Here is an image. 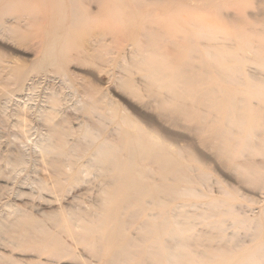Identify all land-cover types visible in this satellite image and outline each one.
I'll return each instance as SVG.
<instances>
[{"label": "rangeland", "instance_id": "obj_1", "mask_svg": "<svg viewBox=\"0 0 264 264\" xmlns=\"http://www.w3.org/2000/svg\"><path fill=\"white\" fill-rule=\"evenodd\" d=\"M70 1L0 0V220L4 222L0 223L3 224L0 228L4 227L0 229V253L3 252L0 255L8 256L5 255L7 259L0 257V264H13L16 258L23 259L22 261L28 264H108V261L113 259L110 255H114L117 248L139 246L138 248L143 249L145 244L149 243L148 239H145L150 236L149 233L145 235V224L153 228L158 227V231L163 235L169 230L174 231L178 226L177 223L172 222L175 212L177 220L182 219L181 221L186 223L192 219L190 223L198 221V224L192 228V233L206 231L208 221L212 223L217 218L207 216L209 220L202 221L209 211L214 210L211 199L226 196L236 208L238 206L236 210L241 216L246 215L260 222L261 226L258 227L260 230L252 232L244 227L230 225L225 232H218H221L224 239H228L226 235L229 232L236 233L227 241L221 239L219 244L229 245L235 240H241L240 242L243 241L241 245L249 246L253 242L264 240V184H261L264 182V168H258L260 177H255V169L264 161V151L261 148H264V82L258 83L259 79H264V23L255 19L259 12L257 0H141L138 5H133L129 0H107L106 3L103 0H84L83 3L81 2L84 4L81 6L84 13L76 11ZM211 1L220 6L218 7L220 12L215 11L217 6L215 7ZM255 4L258 7L255 8ZM251 14L256 16H249ZM228 43L233 45L227 48ZM208 51L212 54L207 53ZM210 55L214 57L211 56V58ZM146 61L151 62L148 67L144 66ZM150 72L152 76L155 75L157 81L147 75ZM161 82H165V88L162 87ZM155 87H157L156 90ZM257 91L258 94H256ZM51 102L54 108L53 114L45 118L44 110H50ZM201 102L202 105L199 107ZM230 105L238 109L240 117L244 115L242 116L246 120L244 128L248 127L250 131L256 129V134L262 137L261 141H258L255 139L258 136H254L255 130L251 131V135L255 137H250L251 145L257 142L258 144L252 145V149L249 148V150L253 151L258 147L262 150L261 152L246 155L247 157L237 153L232 154L235 144L242 141L238 137L245 129L240 128L241 134L238 127H232L233 130L226 127L218 131L214 129L218 123L217 120L224 119L223 117L226 119L228 112L225 111L231 108ZM111 110H113L112 113ZM111 116L113 117L110 118ZM122 116L130 120L124 119L123 123V119H120ZM23 120L24 127L21 125ZM125 120L134 121L131 128L130 125L127 126ZM258 122L262 123L258 124ZM123 125H126L125 128ZM88 127L89 129L97 127L101 131V136L94 139L92 143L91 135L90 137L84 135L83 130ZM20 128L25 129V132ZM136 128L139 129L136 130ZM138 130H143L144 134L147 132L142 137L143 142H134L129 145L131 141L128 140L130 137L133 140L136 139L139 135ZM58 134L59 136L64 134L62 139L65 141L67 139L69 143L67 144L66 141V144H62L65 147L58 146V150L51 146L54 151H49L50 153L41 151L42 146L48 144L49 138L59 137ZM105 135L113 145L120 146L118 157H122L120 159L125 160L126 163H128V157L121 154H128V146L131 150L133 148L130 154L139 152L138 155L131 157L135 162L126 175L131 182L126 187L120 188L121 185H119L113 190V184L111 187L109 185L113 179L109 182L106 172L94 171V174L90 173L91 169L83 175L80 172L77 173L80 165L86 163L84 161H87ZM84 141L90 143L87 145ZM210 144L214 145L210 146ZM157 145H160V148L156 147ZM68 147L72 148L69 150ZM237 147L240 149L241 145ZM152 148L155 152L151 151ZM147 149L150 152H147ZM70 151L71 154L75 151V156L60 154V152L70 153ZM57 152L59 155H55L58 154ZM143 152H146L145 156H142ZM67 157L70 159H66ZM193 157L199 160L196 158L193 160ZM68 160L72 163L69 168L66 167ZM249 160H251L250 163H259V161L260 163L250 166L247 163ZM237 164L239 165L235 166ZM248 165L250 170L245 172V168H249ZM115 167L111 175H114V178L123 179L116 173ZM125 167H129L128 164ZM154 169L158 172L156 173ZM203 172L206 174L205 180L208 181L200 179ZM247 173L250 174V178L245 176ZM180 174L188 179L179 180ZM195 174L199 177L198 181L197 177H194ZM79 177H81L80 180ZM245 178L248 179L247 182ZM102 181L109 182V188L107 183ZM44 184L48 189L42 188L45 187ZM182 186L194 189L188 190V193L184 191L177 193L176 190H181ZM105 188L113 190L111 193L115 192L117 195L105 196V193L103 194ZM141 188L143 189L139 190ZM22 190L24 195L17 199L14 192H22ZM102 198L104 200L108 198L110 202ZM11 205H18L17 208L21 207L20 209L24 212L27 210L25 213H31H28V216L25 215L24 219L21 218L22 216L16 219V209L13 210ZM222 209L220 206L219 210ZM93 214L95 215L92 217ZM153 214L156 215V219ZM3 217H5L4 220ZM32 217L37 220H32ZM65 217L69 219L71 226L77 217L82 225L101 220L103 225L93 230L89 236L86 235L87 231L84 227L79 226L78 229L72 226L71 230L69 228L68 235L65 234L66 229L60 226L62 218ZM7 221L9 223L6 224ZM228 221L231 220H227L225 224H229ZM27 224L29 226L26 228ZM36 225L44 226V233L37 230ZM28 227L31 228L28 229ZM208 228L210 229V226ZM25 229L28 232V238L32 236V239L22 235L23 230L26 234ZM211 231L217 232L215 229ZM47 233L52 235L48 236ZM152 236L153 234L150 237ZM210 236L211 234H208V237ZM42 237H46V241L50 242L51 237L57 241L62 237L68 249L66 256L57 262L50 261L44 255L37 256L38 248L43 246L40 241L45 240ZM163 237H167L165 240L169 242L168 244L172 242L171 237L165 235ZM2 240L4 243L1 244ZM14 243H16L15 248L21 244L19 248L25 249L27 253L24 250L18 251L21 250L19 248L18 250L10 249ZM56 248H61V244ZM45 250L48 251V249ZM10 255L14 260L9 257Z\"/></svg>", "mask_w": 264, "mask_h": 264}, {"label": "bare ground", "instance_id": "obj_2", "mask_svg": "<svg viewBox=\"0 0 264 264\" xmlns=\"http://www.w3.org/2000/svg\"><path fill=\"white\" fill-rule=\"evenodd\" d=\"M69 1V0H68ZM72 1V2H71ZM70 2L73 4V7H74V9L76 10V11H79V12H81V13H84V9L81 7V6H83L84 4H81V2L82 1H84V0H71ZM144 1V0H143ZM154 1H156V0H154ZM160 1V0H159ZM208 1V0H207ZM222 1H224V0H222ZM231 1V0H230ZM96 2V1H95ZM103 2L104 3H106L107 2V0H103ZM129 2L130 3H132L133 5L134 4H139L140 2H141V0H129ZM189 2V1H188ZM193 2V1H192ZM212 2V1H211ZM83 3V2H82ZM99 3V2H98ZM148 3V2H147ZM191 3V2H190ZM200 3V2H199ZM206 3V2H205ZM230 3V2H229ZM256 3V2H255ZM257 3H258V6H259V8H257V9H259V12L257 13V18L255 17L256 16V14H255V16H253L252 14L251 15H249V16H253V17H255V19L257 20V21H263V23H264V0H257ZM70 4V3H69ZM71 4V5H72ZM150 4V3H149ZM202 4V3H201ZM212 4H214L213 2H212ZM96 5L98 6V4L96 3ZM215 5V7L217 6V4H214ZM255 6V8H256V4L254 5ZM257 6V7H258ZM87 7V6H86ZM89 7V6H88ZM220 8V6H217L216 8H215V11H218V12H220L219 11V8ZM70 8H71V6H70ZM136 8V7H135ZM138 8V7H137ZM136 8V9H137ZM73 9V8H72ZM88 9V8H87ZM150 9V8H149ZM257 9H256V11H257ZM90 10V9H89ZM71 11V10H70ZM88 11V10H87ZM118 11V10H117ZM73 12V11H72ZM89 12H91V11H89ZM216 13V12H215ZM236 13V12H235ZM253 13V12H252ZM72 15H74V14H72ZM149 15V14H148ZM182 15V14H181ZM185 15V14H184ZM75 16V15H74ZM216 16V15H215ZM218 16H220V14L218 13ZM221 16H222V14H221ZM229 16V15H228ZM228 16H227V18H228ZM223 17H225V16H223ZM261 17V18H260ZM185 18V17H184ZM226 18V19H227ZM235 18V17H234ZM75 19V18H74ZM232 19V18H231ZM249 19V18H248ZM233 21V20H232ZM237 21H238V19H237ZM240 21V20H239ZM228 22H229V20H228ZM234 22H235V20H234ZM143 23V22H142ZM261 25V24H260ZM100 26V25H99ZM193 26H194V24H193ZM236 26V25H235ZM142 27V26H141ZM149 28V27H148ZM263 28V27H262ZM145 30H146V28H144ZM235 29V28H234ZM246 29H248V28H246ZM152 31V30H151ZM259 31V30H258ZM140 33V32H139ZM147 33V32H146ZM152 33V32H151ZM159 33V32H158ZM153 34V33H152ZM202 34V33H201ZM143 35V34H142ZM141 35V36H142ZM157 36V35H156ZM159 36V35H158ZM144 37V36H143ZM202 37V36H201ZM237 37V36H236ZM179 38V37H178ZM229 38V37H228ZM156 39V38H155ZM231 39V38H230ZM162 41H164V40H162ZM192 41V40H191ZM216 42V41H215ZM255 42V41H254ZM170 43V42H169ZM153 44V43H152ZM221 44V43H220ZM229 44V43H228ZM250 44V43H249ZM202 45V44H201ZM230 45V44H229ZM228 45V46H229ZM233 45V44H232ZM232 45H230L229 47L228 46H226L227 48H230ZM251 45V44H250ZM211 46V45H210ZM209 46V47H210ZM256 46V45H255ZM205 47H207V45L205 46ZM215 47V46H214ZM251 47H253V45L251 46ZM202 48H204V47H202ZM218 48V47H217ZM152 49V48H151ZM167 49V48H166ZM182 49V48H181ZM205 49V48H204ZM208 49V48H207ZM211 49V48H210ZM219 49V48H218ZM189 50V49H188ZM209 50V49H208ZM198 52V51H197ZM224 52V51H223ZM250 52V51H249ZM252 52V51H251ZM145 53V52H144ZM143 53V54H144ZM204 53V52H203ZM207 53H209V51L207 52ZM209 54H212V53H209ZM214 54V53H213ZM146 55V54H145ZM144 55V56H145ZM149 55H150V53H149ZM205 55H207V54H205ZM141 56V55H140ZM143 56V55H142ZM143 56V57H144ZM208 56V55H207ZM211 56H213V55H210L209 57H211ZM150 57V56H149ZM214 57V56H213ZM223 57V56H222ZM246 57V56H245ZM244 57V58H245ZM264 57V56H263ZM145 58H146V56H145ZM191 58H192V56H191ZM212 58V57H211ZM230 58H232V57H230ZM140 59V58H139ZM148 59V58H147ZM170 59V58H169ZM194 59V58H193ZM196 59V58H195ZM237 59V58H236ZM143 60V59H142ZM145 60V59H144ZM224 60H225V58H224ZM226 60H228V59H226ZM139 61V60H138ZM141 62V61H140ZM139 62V63H140ZM169 62V61H168ZM167 62V63H168ZM185 62V61H184ZM145 63V62H144ZM200 63H202V62H200ZM249 63V62H248ZM136 64H138V62L136 63ZM151 64V62H149V61H146V64L144 65L145 67L147 66H149ZM192 65H194V64H192ZM221 65V64H220ZM162 67V66H161ZM187 67V66H186ZM212 67V66H211ZM229 67V66H228ZM227 67V68H228ZM185 68V67H184ZM193 68V67H192ZM222 68H224V67H222ZM138 69V68H137ZM235 69V68H234ZM240 69V68H239ZM254 69H255V67H254ZM196 70H197V68H196ZM219 70V69H218ZM226 70V69H225ZM236 70V69H235ZM155 71V70H154ZM188 71V70H187ZM192 71H193V69H192ZM204 71V70H203ZM206 71V70H205ZM208 72V71H207ZM224 72V71H223ZM237 72V71H236ZM247 72V71H246ZM152 72H150V73H147V75L149 76V77H151L152 76V74H151ZM185 73V72H184ZM204 73V72H203ZM209 73V72H208ZM230 73H231V71H230ZM251 73V72H250ZM165 74V73H164ZM238 74V73H237ZM241 74V73H240ZM239 74V75H240ZM176 75H178V73L176 74ZM181 75V74H180ZM202 75V74H201ZM226 75V74H225ZM252 75V74H251ZM251 75H249V77L251 76ZM146 76V75H145ZM246 76H248L247 74H246ZM253 76V75H252ZM229 76H227V78H228ZM242 78V77H241ZM255 78H257V77H255ZM186 79V78H185ZM188 79V78H187ZM152 80H154V81H157V79H156V77H155V75H153L152 76ZM175 80V79H174ZM196 80V79H195ZM233 80V79H232ZM234 81V80H233ZM256 81H258V80H256ZM260 81H262L261 83H263L264 82V79L263 80H260L259 79V81H258V83H260ZM179 82V81H178ZM181 82H183L182 81V79H181ZM229 82H231V80L229 81ZM242 82V81H241ZM148 83V82H147ZM176 83V82H175ZM185 83V82H184ZM193 83V82H192ZM237 83V82H236ZM260 83V84H261ZM161 85H162V87L163 88H165V82H161L160 83ZM181 84V83H180ZM183 84V83H182ZM250 84V83H249ZM174 85H176V84H174ZM192 85H194V84H192ZM157 86V85H156ZM253 87V86H252ZM156 88L157 87H155V90H156ZM212 88V87H211ZM215 88V87H214ZM132 89H133V87H132ZM213 89V88H212ZM211 89H209V91H210ZM215 90V89H214ZM236 90V89H235ZM153 90H151V92H152ZM164 91H165V89H164ZM182 91V90H181ZM189 91V90H188ZM206 91H208V90H206ZM239 91V90H238ZM166 92V91H165ZM180 92V91H179ZM202 92V91H201ZM214 92V91H213ZM161 93H163V92H161ZM183 93V92H182ZM207 93H209V92H207ZM164 94V93H163ZM192 94V93H191ZM204 94H205V91H204ZM255 94V93H254ZM256 94H258V91H257V93ZM165 95V94H164ZM174 95H176V94H174ZM190 95V94H189ZM233 95V94H232ZM170 96V95H169ZM172 96H173V94H172ZM198 97V96H197ZM203 97H204V95H203ZM239 97V96H238ZM199 98V97H198ZM230 98H231V96H230ZM242 98V97H241ZM52 99V98H51ZM163 99V98H162ZM166 99V98H165ZM173 99V98H172ZM178 99H180V98H178ZM192 99H194V98H192ZM237 99V98H236ZM55 100V99H54ZM205 100V99H204ZM204 100H203V102H204ZM229 100V99H228ZM239 100V99H238ZM57 101V100H56ZM172 101V100H171ZM184 101V100H183ZM182 101V102H183ZM196 101V100H195ZM235 101H237V100H235ZM194 102V101H193ZM240 102V101H239ZM54 103V102H53ZM165 103H167L166 101H165ZM184 103V102H183ZM231 103H232V101H231ZM57 104V103H56ZM186 104V103H185ZM200 104V103H199ZM207 103H205V105H206ZM234 104V103H233ZM201 105H202V102H201V104H200V106L199 107H201ZM224 105V104H223ZM237 105V104H236ZM111 106V105H110ZM110 106H109V108H110ZM160 106V105H159ZM188 106V105H187ZM195 106V105H194ZM208 106V105H207ZM240 106V105H239ZM23 107V106H22ZM50 110H44V116H45V118H48L49 117V115H51V113L53 112V107H52V102H51V104H50ZM55 107V106H54ZM176 107V106H175ZM181 107V106H180ZM203 107H205V106H203ZM230 109H228L227 111H225V112H228V116L226 117V119H225V117H223L224 119H219V117L217 116V118L219 119V120H217V125H216V127L214 128L215 130H217L218 131V129H220V128H231L232 129V127H238L239 128V133L241 134V131H240V128L241 129H245L244 127H245V123H246V120L242 117V116H244V115H242L241 117L238 115V113L239 112H237V108L235 109V106L234 105H230ZM242 107V106H241ZM25 108V107H24ZM26 108H27V106H26ZM25 108V109H26ZM182 108V107H181ZM188 108H190V107H188ZM192 108H194V107H192ZM49 109V108H48ZM101 109H103V108H101ZM183 109V108H182ZM22 110V109H21ZM100 110V109H99ZM171 110V109H170ZM169 110V111H170ZM199 110V109H198ZM217 110V109H216ZM225 110V109H224ZM43 111V110H42ZM101 111V110H100ZM109 111V110H108ZM168 111V112H169ZM180 111H181V109H180ZM187 111V110H186ZM205 111V110H204ZM110 112V111H109ZM113 112V110H111V113ZM184 112H185V110H184ZM206 112V111H205ZM22 113V112H21ZM55 113V112H54ZM116 113V112H115ZM171 113H172V111H171ZM201 114H202V112H200ZM199 113V114H200ZM17 114H19V113H17ZM53 114V113H52ZM106 114V113H105ZM114 114V113H113ZM244 114H245V112H244ZM23 115V114H22ZM112 115V114H111ZM115 115V114H114ZM174 115H175V113H174ZM180 115V114H179ZM198 115V114H197ZM252 115V114H251ZM256 115V114H255ZM18 116V115H17ZM43 116V117H44ZM205 116V115H204ZM225 116H226V114H225ZM254 116V115H253ZM252 116V117H253ZM264 116V115H263ZM25 117V116H24ZM113 116H111L110 118H112ZM132 117V116H131ZM214 117V116H213ZM212 117V118H213ZM118 118H120V117H118ZM171 118V117H170ZM182 118V117H181ZM180 118V119H181ZM202 118H204V117H202ZM23 119V118H22ZM26 119H28V118H26ZM120 119H123V123H124V119H129V118H127L126 116H122ZM264 119V118H263ZM39 120V119H38ZM50 120V119H49ZM127 120H125V122H126V124H128L127 126H129L130 125V128H131V125H132V122H134L133 120L132 121H127ZM130 120V119H129ZM137 120V119H136ZM173 120H174V118H173ZM107 121V120H106ZM187 121V120H186ZM207 121V120H206ZM214 121V120H213ZM22 122V121H21ZM110 122V121H109ZM208 122V121H207ZM24 120H23V122L21 123V125H23V127H24ZM108 123V122H107ZM122 123V122H121ZM122 123V124H123ZM201 123V122H200ZM259 123H262V122H258V124ZM80 124V123H79ZM103 124V123H102ZM20 125V126H21ZM26 125V124H25ZM28 125V124H27ZM86 125V124H85ZM207 125V124H206ZM17 126V125H16ZM29 126V125H28ZM27 126V127H28ZM80 126V125H79ZM87 126H88V124H87ZM86 126V127H87ZM104 126V125H103ZM124 126V125H123ZM126 126V125H125ZM125 126H124V128H125ZM209 126V125H208ZM261 126V125H260ZM22 127V128H23ZM100 127H102V126H100ZM112 128V127H111ZM110 128V129H111ZM198 128H200L201 129V127H199L198 126ZM253 128V127H252ZM264 128V127H263ZM21 129V128H20ZM79 129V128H78ZM91 129H92V132H91ZM105 129V128H104ZM137 129H139V128H136V130ZM213 129V128H212ZM234 129V128H233ZM232 129V130H233ZM251 129V128H250ZM258 129H259V127H258ZM21 130H23V129H21ZM25 130V129H24ZM23 130V131H24ZM148 130V129H147ZM231 130V131H232ZM252 130H255V135L254 136H258L257 134H256V129H251V131ZM262 129H260V131H261ZM27 131H28V129H27ZM27 131H26V133H27ZM84 131V135L87 137V136H89L90 137V135H91V139H92V141L90 140V142L92 143V142H94L95 140L94 139H97V138H99L100 136H101V131L99 130V129H97V127L95 128H90L89 129V127L88 128H85V130H83ZM111 132H112V130H110ZM206 131V130H205ZM209 131V130H208ZM228 131V130H227ZM251 131L248 129V127L244 130V131H242V134L238 137V138H241L242 139V141L241 142H238V143H236L235 144V150H233V152L232 151H230V152H232V154H240V155H244V157H247L246 155H251V154H254V153H258V152H261L262 150L264 151V148L263 147H261L262 148V150H259V148L257 147V149L256 150H254L253 149V151H250L252 148V145L253 146H257V144H258V142H257V144L256 143H253L252 145H251V141H250V137L251 138H255L253 135H251ZM25 132V131H24ZM24 132H23V134H24ZM76 132H79V131H76ZM137 132H139L138 134V136L136 137V139H132L131 137H130V140H128V141H131V142H129V145H131L132 143H140V142H143V140H142V137H144V135L145 134H147V132H145V134H144V132H143V130L142 131H137ZM156 132V131H155ZM233 132V131H232ZM254 132V131H253ZM258 132V131H257ZM25 133V134H26ZM126 133V132H125ZM213 133V132H212ZM217 133H219V132H217ZM234 133V132H233ZM260 132H258V134H259ZM155 134V133H154ZM232 134V133H231ZM245 134V135H244ZM261 134V133H260ZM63 136H64V134H62ZM59 136V134H58V136L59 137H56L55 136V138H57V139H55V138H49V140H48V144H46V146H42V148H41V151H43V152H49V151H54L52 148H51V146L53 147V148H57L56 150H58V148L62 145V144H66V141H67V139H66V141L65 140H63L62 138H63V136ZM73 135V134H72ZM149 135V134H148ZM160 135V134H159ZM216 135V134H215ZM220 135V134H219ZM26 136V135H25ZM81 136H82V134H81ZM222 136V135H221ZM49 137V136H48ZM47 137V138H48ZM84 137V136H83ZM214 137V136H213ZM216 137H217V135H216ZM215 137V138H216ZM85 138V137H84ZM150 138H152L151 136H150ZM261 136H258L257 138H255V139H258V141H261ZM78 139V138H77ZM83 139V138H82ZM89 138H87V140H88ZM161 139V138H160ZM205 139V138H204ZM264 139V138H263ZM51 140V141H50ZM80 140H81V137H80ZM79 140V141H80ZM145 140H146V138H145ZM207 140V139H206ZM214 140V139H213ZM120 141H122V140H120ZM127 141V142H128ZM218 141V140H217ZM235 141V140H234ZM81 142V141H80ZM84 142H86V141H84ZM90 142H88V143H90ZM209 142V141H208ZM220 142V141H219ZM255 142H256V140H255ZM263 142V141H262ZM69 142L67 141V144H68ZM75 143V142H74ZM73 143V144H74ZM87 143V142H86ZM88 143H87V145H88ZM113 143H115V142H113ZM148 143H150V142H148ZM152 143V142H151ZM165 143V142H164ZM77 144V143H76ZM81 144V143H80ZM82 144H84V143H82ZM119 144V143H118ZM169 144V143H168ZM256 144V145H255ZM263 144H264V142H263ZM71 145V144H70ZM86 145V146H87ZM152 145H153V143H152ZM171 145V144H170ZM214 145V144H213ZM212 144H210V146H213ZM219 145V144H218ZM221 145V144H220ZM232 145V144H231ZM239 145H241V148L239 149L237 146H239ZM59 146V147H58ZM62 146H64V145H62ZM75 146V145H74ZM82 146H84V145H82ZM85 146V147H86ZM122 146V145H121ZM128 146V145H127ZM135 146V145H134ZM160 146V145H159ZM158 145L156 146V147H159ZM175 146V145H174ZM209 146V147H210ZM216 146V145H215ZM264 146V145H263ZM65 147V146H64ZM73 147V146H72ZM72 147H70V148H72ZM77 147H80V145L78 146L77 145ZM131 147V146H130ZM218 147V146H217ZM221 147V146H220ZM69 148V147H68ZM70 148H69V150H70ZM75 148H76V146H75ZM82 148V147H81ZM81 148H79V150L81 149ZM88 148V147H87ZM137 148V147H136ZM135 148V149H136ZM160 148V147H159ZM183 148V147H182ZM231 148H232V146H231ZM249 148H251L250 150H249ZM73 149H74V147H73ZM78 149V148H77ZM77 149H75V150H77ZM119 149H120V146H117V145H113L112 143H111V140L108 138V136H106L105 135V137H103L102 138V141L98 144V146H97V148L94 150V151H92V153L89 155V157H88V159H87V161H84V162H86V163H82L81 165H80V168H79V171H77V173L78 172H80V174H85V173H88L91 169V171H90V173H94V171L96 172V171H100V172H106L107 174H105V176L107 175V177L109 178V179H107L109 182L111 181V183H109V185H110V187H111V185H112V188H113V190H114V188H116V187H118L119 185H121V187L120 188H123V187H126V186H128V185H130V183L131 182H129V179H127L126 178V175H127V173L128 172H130V170H129V168H131V166H132V164L135 162V161H133V159H131V157L133 156V155H138L139 154V152H137V153H132V154H130V151H133V148H132V150H131V148H129V146H128V154H124V153H122L121 154V156H123V155H125V156H127L128 158V160H127V162L128 163H126V161L125 160H121L120 158H122V157H118V155H120V153H119ZM168 149V148H167ZM215 149V148H214ZM217 149H219V148H217ZM234 149V148H233ZM67 150V149H66ZM65 150V151H66ZM83 150V149H82ZM85 150V149H84ZM124 150V149H123ZM138 150V149H137ZM136 150V151H137ZM64 151V150H63ZM68 151V150H67ZM81 151V150H80ZM141 151V150H140ZM151 151L152 152H155V150H154V148H152L151 149ZM183 151V150H182ZM215 151V150H214ZM51 152V153H52ZM135 152V151H134ZM147 152H150L148 149H147ZM189 152V151H188ZM223 152V151H222ZM50 153V152H49ZM58 153V152H57ZM78 153V152H77ZM158 152L156 151V154H157ZM216 153V152H215ZM219 152H218V150H217V154H218ZM229 153V152H228ZM60 154H64V155H73V156H75L74 154H76L75 153V151L73 152V154H71V151H70V153H68V152H60ZM141 154V153H140ZM145 154H146V152H143L142 153V156H145ZM178 154V153H177ZM216 154V155H217ZM261 154V153H260ZM262 154H263V152H262ZM55 155H59V153L58 154H55ZM190 155H192V153L190 154ZM189 155V156H190ZM228 155V154H227ZM259 155V154H258ZM78 156V155H77ZM194 156V155H193ZM56 157V156H55ZM63 158H65L64 156H62ZM78 157H81V156H78ZM168 157V156H167ZM184 157V156H183ZM229 157V156H228ZM237 157V156H236ZM251 157V156H250ZM19 158V157H18ZM58 158V157H57ZM57 158H55V159H57ZM62 158V159H63ZM130 158V159H129ZM146 158V157H145ZM180 158V157H179ZM194 158V157H193ZM192 158V159H193ZM196 158V157H195ZM195 158L193 159V160H195ZM220 158V157H219ZM226 158V157H225ZM238 158V157H237ZM242 158V157H241ZM22 159V158H21ZM52 159H53V157H52ZM61 159V158H60ZM66 159H70L69 157H67ZM65 159V160H66ZM138 159V158H137ZM147 159V158H146ZM155 159H156V157H155ZM187 159H189V158H187ZM196 159H198L199 160V158H196ZM227 159V158H226ZM234 159H235V157H234ZM240 159V158H239ZM250 159V158H249ZM54 160V159H53ZM52 160V161H53ZM73 160V159H72ZM79 160V159H78ZM86 160V159H85ZM150 160V159H149ZM166 160V159H165ZM173 160H174V158H173ZM181 160V159H180ZM246 160H247V158H246ZM15 161V160H14ZM23 161V160H22ZM49 161V160H48ZM51 161V162H52ZM56 161V160H55ZM57 161H58V159H57ZM56 161V162H57ZM61 161V160H60ZM59 161V162H60ZM74 161V160H73ZM72 161V162H73ZM156 161V160H155ZM202 161V160H201ZM227 161H229V160H227ZM248 161V160H247ZM250 161L251 160H249V162H247V163H249L250 164V166H253V165H257V164H259L260 163V161H259V163L258 162H251L250 163ZM16 162V161H15ZM19 162H20V160H19ZM55 162V163H56ZM58 162V163H59ZM64 162V161H63ZM68 162H70V163H68ZM68 162L66 163V167L67 168H69L70 167V164H72L71 163V161H69L68 160ZM77 162V161H76ZM98 162V163H97ZM170 162V161H169ZM197 162H200V161H197ZM203 162V161H202ZM226 162V161H225ZM55 163H53V164H55ZM141 163V162H140ZM147 163H148V161H147ZM154 163V162H153ZM156 163V162H155ZM165 163V162H164ZM164 163H162V164H164ZM233 163V162H232ZM239 163H241V162H239ZM262 163V162H261ZM260 163V166L259 167H257L256 169H255V177H260V172H259V169L258 168H264V161H263V165ZM57 164V163H56ZM76 164V163H75ZM74 164V165H75ZM101 164V165H100ZM127 164H128V166L129 167H125V166H127ZM166 164V163H165ZM164 164V165H165ZM180 164V163H179ZM200 164V163H199ZM202 164V163H201ZM204 164V163H203ZM242 164V163H241ZM243 164H244V162H243ZM245 164H246V162H245ZM60 165V164H59ZM58 165V166H59ZM73 165V166H74ZM115 165H117L116 167H115ZM206 165V164H205ZM239 164H237V165H235V166H238ZM262 165V166H261ZM54 166V165H53ZM61 166V165H60ZM157 166V165H156ZM163 166V165H162ZM166 166V165H165ZM180 166V165H179ZM247 166V165H246ZM249 166V165H248ZM250 166H249V168H245V172H246V170H248V172H249V170H250ZM63 167V166H62ZM61 167V168H62ZM114 167L115 168H117L116 170L118 171H116V173L120 176V177H122L123 179H117V178H114V175H111V172L112 171H114ZM133 167V166H132ZM135 167V166H134ZM152 167H154V166H152ZM177 167V166H176ZM138 168V167H137ZM161 168V167H160ZM159 168V169H160ZM197 168V167H196ZM235 168V167H234ZM237 168V167H236ZM157 169V168H156ZM156 169H154V171L156 170ZM162 169V168H161ZM188 169V168H187ZM192 169H194L193 167H192ZM243 169V168H242ZM58 170V169H57ZM56 170V171H57ZM60 170V169H59ZM66 170V169H65ZM71 170V169H70ZM139 169H137V171H138ZM145 170V169H144ZM147 170V169H146ZM182 170H183V168H182ZM181 170V171H182ZM191 170V169H190ZM196 170V169H195ZM241 170V169H240ZM162 171V170H161ZM164 171V170H163ZM194 171V170H193ZM192 171V172H193ZM252 171V170H251ZM99 172V173H100ZM158 172V170H156V173ZM171 172V171H170ZM176 172V171H175ZM240 172V171H239ZM244 172V173H245ZM62 173V172H61ZM60 173V174H61ZM67 173V172H66ZM98 173V172H97ZM115 173V172H114ZM155 172H154V174H156ZM204 173V172H203ZM201 173L202 174V178H200V179H202L203 181H206L205 180V176H206V174L204 173ZM251 173V172H250ZM254 173V172H253ZM59 174V175H60ZM95 174V173H94ZM101 174V173H100ZM166 174V173H165ZM79 175V174H78ZM99 175V174H98ZM141 175V174H140ZM139 175V176H140ZM144 175V174H143ZM146 175H148V174H146ZM198 175V174H197ZM200 175V174H199ZM247 175V178H250L251 176H250V174L249 173H247V174H245V176ZM75 176H77V175H75ZM97 176V175H96ZM149 176V175H148ZM180 176V177H179ZM178 176V179L179 180H181V181H185V180H187L185 177H184V175H182V174H180ZM188 176H189V174H188ZM263 176V175H262ZM82 177V176H81ZM81 177H79V180L81 179ZM98 177V176H97ZM126 178V180H124L125 178ZM132 177V176H131ZM194 177H197L196 176V174H195V176ZM73 178V177H72ZM92 178H93V176H92ZM144 178H145V176H144ZM163 178V177H162ZM198 178L199 177H197L196 179H197V181H198ZM247 178H245L246 180V182H247ZM67 179V178H66ZM66 179H64V180H66ZM74 179V178H73ZM136 179V178H135ZM147 179V178H146ZM168 179V178H167ZM178 179H176V180H178ZM190 179V178H189ZM209 179V178H208ZM259 179V178H258ZM261 179V178H260ZM61 180H62V178H61ZM74 180H76V178L74 179ZM100 180V179H99ZM106 180V179H105ZM120 180V181H119ZM162 180V179H161ZM252 180H254V179H252ZM201 180H199V182H200ZM208 181V180H207ZM257 181V180H256ZM263 181V180H262ZM73 182V181H72ZM75 182V181H74ZM77 182V181H76ZM102 182H105V181H102ZM115 182H117V183H115ZM97 183V182H96ZM100 183V182H99ZM105 183H107V182H105ZM108 183H107V185H108ZM179 183V182H178ZM188 183V182H187ZM192 183V182H191ZM202 183V182H201ZM207 183V182H206ZM245 183V182H244ZM256 183V182H255ZM260 183V182H259ZM102 184V183H101ZM203 184H205L204 182H203ZM215 184H217L216 182H215ZM261 184H264V182L263 183H261ZM28 185V184H27ZM102 185H105L104 183L102 184ZM106 185V186H107ZM109 185H108V188H109ZM166 185V184H165ZM250 185H251V183H250ZM253 185V184H252ZM256 185V184H255ZM44 186L45 187H42V188H45V189H48L47 188V186H46V184H44ZM95 186V185H94ZM204 186V185H203ZM210 186V185H209ZM258 186H259V184H258ZM264 186V185H263ZM262 186V187H263ZM19 187V186H18ZM27 187V186H26ZM181 187V186H180ZM219 187V186H218ZM235 187V186H234ZM260 187V186H259ZM30 188V187H29ZM128 188V187H127ZM146 188V187H145ZM162 188H164V187H162ZM173 188V187H172ZM171 188V189H172ZM264 188V187H263ZM104 189V188H103ZM143 188H141V189H139V190H142ZM192 189H194V188H192V187H183L182 186V189L181 190H176V192L177 193H180V192H186V193H188L187 191L189 190V191H192ZM196 189V188H195ZM199 189V188H198ZM107 190V191H106ZM113 190H111V191H113ZM116 190V189H115ZM127 190H129V189H127ZM134 190V189H133ZM138 190V191H139ZM197 190V189H196ZM206 190V189H205ZM17 191H19V190H17ZM109 189H106L105 188V190L103 191V194L105 193V196L106 195H108V197H113L114 195H117L115 192H112L111 193V191H110V193H109ZM144 191V190H143ZM199 191V190H198ZM31 192V191H30ZM97 192V191H96ZM102 192V191H101ZM100 192V193H101ZM121 192V191H120ZM135 192V191H134ZM219 192V191H218ZM217 192V193H218ZM222 192H224V191H222ZM227 192V191H226ZM234 192H236V191H234ZM99 193V192H98ZM140 193V192H139ZM142 193V192H141ZM173 193V192H172ZM228 193V192H227ZM14 194H15V197L18 199V197H22V195H24V192H23V190H22V192H14ZM126 194V193H125ZM189 194H191V193H189ZM224 194V193H223ZM137 195V194H136ZM164 195H166V194H164ZM182 195V194H181ZM184 195H187V194H185L184 193ZM192 195V194H191ZM241 195V194H240ZM239 195V196H240ZM99 196V195H98ZM101 196H102V194H101ZM127 196H129V195H127ZM133 196V195H132ZM195 196V195H194ZM197 196V195H196ZM199 196V195H198ZM103 197V196H102ZM244 197V196H243ZM39 198V197H38ZM105 198V197H104ZM57 199V198H56ZM101 199V198H100ZM103 199V198H102ZM110 199V198H109ZM113 199V198H112ZM150 199V198H149ZM249 199V198H248ZM104 200V199H103ZM106 201L108 200V198L107 199H105ZM104 200V201H105ZM135 200V199H134ZM109 201V200H108ZM145 201V200H144ZM148 201V200H147ZM168 201V200H167ZM263 201V200H262ZM261 201V202H262ZM99 202V201H98ZM110 202V201H109ZM155 202H156V200H155ZM217 202H218V204H217ZM249 202V201H248ZM108 203V202H107ZM106 203V204H107ZM124 203V202H123ZM147 203V202H146ZM220 203V204H219ZM105 204V205H106ZM163 204V203H162ZM193 205L195 204V203H192ZM201 204V203H200ZM208 204L210 205V202L208 201ZM207 204V205H208ZM23 205H25V204H23ZM59 205V204H58ZM113 205V204H112ZM125 205V204H124ZM148 205V204H147ZM211 205H212V207H214V210L212 209L211 211H209L208 213H207V215L205 216V217H203V220L202 221H204V220H206L207 219V216L208 217H217L216 219H214V221L211 223L210 221H208V223H209V225L207 226V230L206 231H201V232H196V233H192L191 231H192V228L194 227V226H196L198 223V221L196 222V223H190V221L192 222V220H190L189 221V223H186V222H183V221H181L182 219H180V220H177V217H175L176 216V212L174 213V211L172 212V216H173V213H174V218H173V220H172V222L174 223V224H176V225H178V226H176V229H174V231L173 230H169L167 233H164V235L165 236H168L169 238L171 237L172 238V242L170 243V244H168L169 242H167V240H165L166 238H164L163 236V234L162 233H160L159 231H158V227H156V225H155V227L156 228H153V226H151V227H149V226H147L146 224H145V226H146V229L144 230L145 231V235L147 234V233H149L150 234V236H151V234H153V236L152 237H150V236H147L145 239H148V241H149V243L148 244H145V247L143 248V249H140V248H138V247H133V248H123V247H121V248H117L115 251H114V255L112 254V255H110V256H113V259H111V261L109 262L108 261V264H264V240H259L257 243H255V242H253V243H251V245H249V246H243V245H241V243L243 242H240L241 240H235L234 242H231L229 245H226L225 243H221V244H219V241L221 240V239H224V237L220 234L221 232H218V231H222V232H225L227 229H228V227H230V225L232 226V225H236V226H238V227H244V229H246V230H248V229H250L252 232H256V231H258V230H260L258 227H260L261 226V223L260 222H258V221H255V220H253V219H251V218H249L248 216H246V215H244V216H241V214H240V212L238 211V210H236L237 208H238V206H237V208L235 207V204L232 202V201H229V197H221V198H218V199H211ZM128 206V205H127ZM184 206V205H183ZM192 206V205H191ZM200 206V205H199ZM198 206V207H199ZM204 206V205H203ZM220 206H222V210H219V207ZM11 207L13 208V210H15L16 209V219H17V217L19 218V216L21 217V218H25V215H29L28 213H31V212H27V213H25L24 212V210L23 209H20V208H17L18 207V205L17 206H14V205H11ZM16 207V208H15ZM59 207V206H58ZM114 207V206H113ZM122 207V206H121ZM197 207V208H198ZM206 207H208V206H206ZM99 208V207H98ZM101 208V207H100ZM125 208V207H124ZM189 208V207H188ZM196 208V209H197ZM90 209V208H89ZM91 209H93V208H91ZM95 209V208H94ZM109 209V208H108ZM112 209V208H111ZM126 209V208H125ZM243 209V208H242ZM79 210V209H78ZM86 210V213H87V209H85ZM173 210V209H172ZM240 210V209H239ZM58 211V210H57ZM66 211V210H65ZM97 210H95V212H96ZM100 211V210H99ZM98 211V212H99ZM110 211V210H109ZM138 211V210H137ZM241 211V210H240ZM73 212V211H72ZM79 212V211H78ZM92 212V211H91ZM101 212V211H100ZM158 212V211H157ZM180 212V211H179ZM178 212V213H179ZM182 212V211H181ZM180 212V213H181ZM190 212V211H189ZM61 213V212H60ZM67 214H68V212H66ZM82 213V212H81ZM102 213V212H101ZM100 213V214H101ZM122 213V212H121ZM121 213H120V215H121ZM129 213V212H128ZM132 213V212H131ZM155 213V212H154ZM178 213H177V216H179L178 215ZM191 213V212H190ZM43 215L44 214H46V213H42ZM74 214V213H73ZM77 214V213H76ZM88 214V213H87ZM130 214V213H129ZM132 214H134V213H132ZM141 214V213H140ZM140 214H138V215H140ZM155 214H157V213H155ZM185 214H186V212H185ZM201 214V213H200ZM244 214V213H243ZM82 215V214H81ZM81 215H79L80 217H82ZM95 214H93L92 215V217L94 216ZM148 215V214H147ZM146 215V216H147ZM33 216V215H32ZM56 216V215H55ZM61 216V215H60ZM59 216V217H60ZM74 216H76V215H74ZM87 216V215H86ZM132 216V215H131ZM149 216V215H148ZM153 216H155L154 217V219H156V215H154L153 214ZM171 216V217H172ZM185 216V215H184ZM200 216V215H199ZM198 216V217H199ZM54 216H52V218H53ZM68 218L70 217V216H67ZM67 217H65V218H62V220H61V223H60V226H62L63 228H65L66 229V231L65 232H67V233H65V234H68L69 235V233H70V231H69V228H70V230L72 229L71 227L73 226V227H79V226H81V227H84L86 230L85 231H87V234L86 235H88L89 236V234H91L92 232H93V230H95V229H97L98 227H100V226H102L103 225V221L101 220V221H99V222H88V223H86V224H84L83 223V225L81 224V222L80 221H78V219L77 218H75L74 219V222H73V224H72V226L71 225H69V219L67 218ZM73 217V216H72ZM71 217V218H72ZM84 217H85V215H84ZM88 217V216H87ZM96 217V216H95ZM98 217V216H97ZM104 217V216H103ZM130 217V216H129ZM151 217H152V215H151ZM197 217V216H196ZM61 218V217H60ZM88 218H90V217H88ZM102 218V217H101ZM134 218V217H133ZM132 218V219H133ZM164 218V217H163ZM162 218V219H163ZM187 218V217H186ZM3 220L5 219V217H3L2 218ZM15 219V218H14ZM23 219H21V220H23ZM29 219V218H28ZM34 218L32 217V220H33ZM39 219V218H38ZM82 219V218H81ZM91 219V218H90ZM103 219V218H102ZM130 219H131V217H130ZM149 219H150V217H149ZM152 219H153V217H152ZM202 219V218H201ZM231 220V221H228L229 222V224H225V222L227 221V220ZM13 220V219H12ZM26 220V219H25ZM24 220V221H25ZM34 220H37V219H34ZM41 220V219H40ZM84 220V219H83ZM98 220V219H97ZM125 220V219H124ZM145 220V219H144ZM185 220V219H184ZM207 220H209V219H207ZM15 221V220H14ZM31 221V220H30ZM30 221H28V223L30 222ZM47 221H49V220H47ZM82 221V220H81ZM86 221V220H85ZM85 221H83V222H85ZM90 221V220H89ZM93 221H95V220H93ZM128 221V220H127ZM132 221V220H131ZM142 221V223H143V220H141ZM212 221V220H211ZM1 222H3L2 220H0V223ZM13 222V221H12ZM11 222V223H12ZM57 222V221H56ZM55 222V223H56ZM108 222V221H107ZM4 223V222H3ZM7 223H9L8 221L6 222V224ZM14 223V222H13ZM17 223V222H16ZM19 223V222H18ZM25 223V222H24ZM32 223V222H31ZM33 223L35 224V222L33 221ZM38 223V222H37ZM139 223H141V222H139ZM141 223V224H142ZM146 223V222H145ZM199 223H200V221H199ZM5 224V225H6ZM15 224V223H14ZM126 224V223H125ZM138 224V223H137ZM171 224V223H170ZM0 225H3V224H0ZM22 225V224H21ZM25 225V224H24ZM32 225V224H31ZM30 225V226H31ZM41 225H43V224H41ZM41 225H36V229L37 230H40V231H42V233H44L43 232V227L44 226H41ZM129 225V224H128ZM140 225V224H139ZM153 225V224H152ZM11 226V225H10ZM15 225H13V227H14ZM27 226H29V224H27L25 227L27 228ZM33 226H35V225H33ZM59 226V227H60ZM106 226H107V224H106ZM126 226H127V224H126ZM205 226V225H204ZM203 226V227H204ZM210 226V229L208 228ZM3 227V226H2ZM0 228V229H4V227L3 228ZM21 227V226H20ZM32 227V226H31ZM31 227H28V229H30ZM47 227V226H46ZM138 227H140V226H138ZM164 227V226H163ZM163 227H162V229H163ZM7 229H8V227H6ZM5 228V229H6ZM11 228V227H10ZM18 228V227H17ZM49 228V227H48ZM56 228V227H55ZM63 228H62V232L64 231L63 230ZM83 228V229H84ZM101 228V227H100ZM112 228H113V226H112ZM119 228V227H118ZM124 228V227H123ZM33 229V228H32ZM35 229V228H34ZM74 229V228H73ZM79 229V228H78ZM82 229V228H81ZM108 229V228H107ZM144 229V228H143ZM152 229H154V230H152ZM215 229V231H217V232H212L211 230H214ZM26 230V229H25ZM58 230V229H57ZM76 230V229H75ZM125 230H126V228H125ZM204 230H205V228H204ZM11 231H12V229H11ZM31 231V230H30ZM33 231V230H32ZM47 231H49V230H47ZM61 231V230H60ZM144 231H143V233H144ZM198 231V230H197ZM232 231V230H231ZM23 232H24V230H23ZM23 232H21L22 233V235L24 236V237H29V235L27 234L28 232H27V230H26V234L25 233H23ZM46 232V231H45ZM72 232V231H71ZM123 232V231H122ZM153 232H155V233H153ZM21 233H20V235H21ZM74 233V232H73ZM76 233H78V232H76ZM75 233V234H76ZM80 233H82L81 231H80ZM97 233H98V231H97ZM142 233V232H141ZM228 233V232H227ZM236 232H232V233H230L229 232V234H227L226 235V237L228 238V239H231V237H233V235L235 234ZM31 234V233H30ZM54 234V233H53ZM56 234H58V232H56ZM62 234V233H61ZM83 234V233H82ZM85 234V233H84ZM208 234H211V236L210 237H208ZM43 235V234H42ZM47 235H48V233H47ZM49 235H52V234H49ZM48 235V236H49ZM252 235V234H251ZM31 236V235H30ZM55 236V238H57V236L56 235H54ZM60 236V235H59ZM79 236V235H78ZM82 236V235H81ZM80 236V237H81ZM104 236H106V235H104ZM121 236V235H120ZM140 236H142V235H140ZM139 236V238H141ZM240 236V235H239ZM13 237V236H12ZM32 237V236H31ZM28 238V239H32V238ZM34 237V236H33ZM87 237V236H86ZM145 237V236H144ZM163 237V238H162ZM18 238V237H17ZM42 238H45V240H41L40 242L41 243H43L42 245V247L41 248H38V251H37V253H38V255L37 256H40V255H44V256H46V257H48L49 258V260L50 261H55V262H57L58 260H60V259H62V258H64V256H66V254H67V252H68V249H67V246L65 245V241H64V239L62 238V237H60V239H58V241L57 240H55V239H53V237H51L52 238V240H51V242L50 241H46V237H42ZM69 238V237H68ZM97 238V237H96ZM96 238L94 239L95 241H96ZM117 238V237H116ZM159 238V239H158ZM161 238V239H160ZM2 239V238H1ZM12 239V238H11ZM18 239H20V238H18ZM80 239V238H79ZM104 239V238H103ZM228 239H224L225 241H227ZM242 239V238H241ZM16 240V239H15ZM22 240V239H21ZM36 241H37V237H36V239H35ZM93 240V241H94ZM159 240V241H158ZM170 240V239H169ZM1 241V240H0ZM4 240H2V242H1V244L2 243H4L3 242ZM6 241V240H5ZM20 241V240H19ZM71 241V240H70ZM90 241H91V239H90ZM90 241H89V243H90ZM141 241V239L139 240V242ZM165 241V242H164ZM24 242H26V240H24ZM28 242V241H27ZM88 242V241H87ZM92 242V241H91ZM97 242H98V240H97ZM167 242V243H166ZM214 242V244H212ZM12 243V242H11ZM69 243V242H68ZM67 243V244H68ZM89 243H86V244H89ZM93 243H95V242H93ZM102 244H103V242H101ZM141 243V242H140ZM7 244V243H6ZM8 244H9V242H8ZM16 243H14L11 247H10V249H12L13 250V248H14V250H18V248L20 247V246H22L21 244H20V246L18 247V248H15V245ZM29 244V243H28ZM61 244V248H59V249H57L56 248V246H58V245H60ZM129 244V243H128ZM131 244V243H130ZM243 244V243H242ZM53 245V246H52ZM55 245V246H54ZM71 245V244H70ZM97 245H99V244H97ZM125 245V244H124ZM2 246V245H1ZM25 246V245H24ZM72 246H73V244H72ZM87 246H89V245H87ZM93 246H94V244H93ZM101 246V245H100ZM130 246V245H129ZM3 247V246H2ZM7 247H9V246H7ZM95 247H97V246H95ZM90 248V247H89ZM100 248V247H99ZM7 249V248H6ZM19 249H21V250H18V251H25V249H22V248H19ZM45 249H48V251H46ZM92 249H94V248H92ZM97 250H98V248H96ZM101 250V249H100ZM104 250V249H103ZM2 251V250H1ZM10 251V250H9ZM33 252V251H32ZM31 252V253H32ZM70 252V251H69ZM112 252V251H111ZM1 253H3V252H1ZM0 253V254H1ZM12 253V252H11ZM17 253V252H16ZM21 253V252H20ZM25 253H27L26 251H25ZM30 253V252H29ZM9 254H10V252H9ZM35 254V253H34ZM98 254V253H97ZM2 255V254H1ZM0 255V257L1 258H5V259H7L6 258V256H7V254H5V255H3V256H1ZM31 255V254H30ZM14 257L16 256V255H13ZM19 256V255H18ZM25 256V255H24ZM27 256V255H26ZM8 257V256H7ZM11 259H13L14 260V258H12L11 257V255L9 256ZM29 257V256H28ZM45 257V258H46ZM21 258V257H20ZM24 258H27V257H24ZM109 258V257H108ZM100 259V258H99ZM23 260V259H22ZM22 260H20V259H18V258H16V262H15V260L12 262L13 264H23V262L24 261H22ZM27 260V259H26ZM25 260V261H26ZM109 260V259H108ZM3 261V260H2ZM4 261H6V260H4ZM12 261V260H11ZM29 261V260H28ZM31 261V260H30ZM50 261H49V263H50ZM7 262H8V260H7ZM42 262V261H41ZM4 263V262H3ZM25 264H28L27 262H24ZM11 264V263H10Z\"/></svg>", "mask_w": 264, "mask_h": 264}]
</instances>
